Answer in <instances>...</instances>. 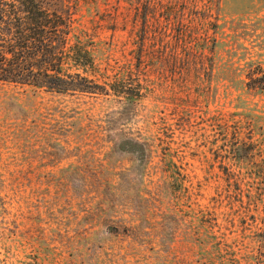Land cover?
<instances>
[{"label":"rangeland","instance_id":"374dc122","mask_svg":"<svg viewBox=\"0 0 264 264\" xmlns=\"http://www.w3.org/2000/svg\"><path fill=\"white\" fill-rule=\"evenodd\" d=\"M38 1L101 89L0 82V264H264V0Z\"/></svg>","mask_w":264,"mask_h":264},{"label":"trees","instance_id":"16d2710c","mask_svg":"<svg viewBox=\"0 0 264 264\" xmlns=\"http://www.w3.org/2000/svg\"><path fill=\"white\" fill-rule=\"evenodd\" d=\"M69 33V21L38 0H0V82L95 94L98 84L63 70Z\"/></svg>","mask_w":264,"mask_h":264}]
</instances>
